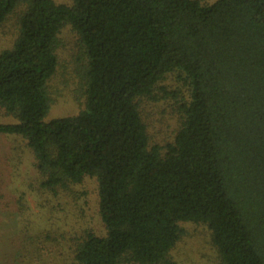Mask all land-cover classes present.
<instances>
[{
	"label": "trees",
	"instance_id": "1",
	"mask_svg": "<svg viewBox=\"0 0 264 264\" xmlns=\"http://www.w3.org/2000/svg\"><path fill=\"white\" fill-rule=\"evenodd\" d=\"M12 12L0 111L14 121L0 122V137L30 154L32 191L57 198L86 176L98 184L105 233L72 237L70 264H178L170 251L184 222L208 227L221 264H264V0H0V24ZM64 26L86 58L83 108L46 120ZM169 76L178 85L167 91ZM156 89L178 99L164 146L141 115ZM3 187L0 177L5 210ZM39 229L25 222L20 242L0 237V264H46L53 229Z\"/></svg>",
	"mask_w": 264,
	"mask_h": 264
},
{
	"label": "rangeland",
	"instance_id": "2",
	"mask_svg": "<svg viewBox=\"0 0 264 264\" xmlns=\"http://www.w3.org/2000/svg\"><path fill=\"white\" fill-rule=\"evenodd\" d=\"M70 5L73 0H54ZM211 2L213 0H203ZM18 12L10 13L0 24V51L11 47L17 35ZM57 67L48 80L50 107L46 120L76 115L83 108L84 101V57L75 33L64 26L58 35L56 49ZM178 85L172 76L160 83L167 91ZM177 97L171 93L158 91L151 97L142 98L140 107L151 144L164 146L171 143L179 126ZM14 119L0 111V122H13ZM23 143L0 137V177L4 181L8 207L0 209V237L20 242L18 227L29 222L39 227L51 226L49 238L43 239L50 250H42L46 264H55L65 259L70 264L69 244L71 238L92 231L96 235L105 233L97 208V180L86 176L61 196L47 197L39 191H32L35 171L31 166V156ZM18 146L20 157L11 154L12 161L7 162L11 147ZM10 153V152H9ZM16 190H24L28 204L25 216H22L14 197ZM2 210V211H1ZM20 224V225H19ZM181 235L170 251V257L178 264H221L219 255L211 243V233L207 226L192 222L180 223ZM39 229V230H40ZM53 250L51 251V249ZM17 249V248H16ZM18 250V249H17Z\"/></svg>",
	"mask_w": 264,
	"mask_h": 264
}]
</instances>
